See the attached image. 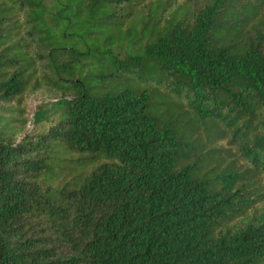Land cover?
Instances as JSON below:
<instances>
[{"label": "trees", "instance_id": "obj_1", "mask_svg": "<svg viewBox=\"0 0 264 264\" xmlns=\"http://www.w3.org/2000/svg\"><path fill=\"white\" fill-rule=\"evenodd\" d=\"M0 264H264V0H0Z\"/></svg>", "mask_w": 264, "mask_h": 264}, {"label": "rangeland", "instance_id": "obj_2", "mask_svg": "<svg viewBox=\"0 0 264 264\" xmlns=\"http://www.w3.org/2000/svg\"><path fill=\"white\" fill-rule=\"evenodd\" d=\"M46 93L44 91H36L30 94L27 98V105H26V115L28 116L27 123L24 127V130L21 131L18 136L22 135L23 133H33L36 130H40L46 127V124L43 122L35 123L32 121L33 112L36 107V104L40 102V100H47Z\"/></svg>", "mask_w": 264, "mask_h": 264}]
</instances>
